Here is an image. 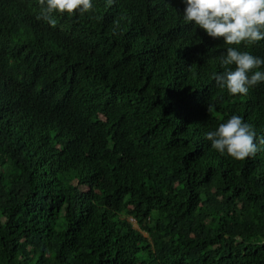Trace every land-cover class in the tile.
<instances>
[{"label": "trees", "instance_id": "1", "mask_svg": "<svg viewBox=\"0 0 264 264\" xmlns=\"http://www.w3.org/2000/svg\"><path fill=\"white\" fill-rule=\"evenodd\" d=\"M184 8L93 0L52 26L0 0V264H264V146L205 138L232 115L264 137V82L220 89L229 45Z\"/></svg>", "mask_w": 264, "mask_h": 264}, {"label": "clouds", "instance_id": "2", "mask_svg": "<svg viewBox=\"0 0 264 264\" xmlns=\"http://www.w3.org/2000/svg\"><path fill=\"white\" fill-rule=\"evenodd\" d=\"M183 21L203 30L207 36L223 39L229 45L220 55L223 72L214 74L216 85L229 95H247L250 88L264 82V58L243 51L264 41V0H182ZM40 17L50 25L57 23L56 14H83L93 9V0H39ZM211 147L221 155L237 160L254 156L264 146L253 126L242 116L232 115L214 130L205 133ZM258 141V142H257Z\"/></svg>", "mask_w": 264, "mask_h": 264}]
</instances>
